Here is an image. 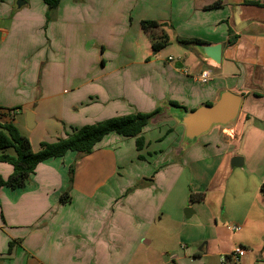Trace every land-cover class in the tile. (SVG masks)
I'll list each match as a JSON object with an SVG mask.
<instances>
[{"label": "crops", "instance_id": "0c3cea01", "mask_svg": "<svg viewBox=\"0 0 264 264\" xmlns=\"http://www.w3.org/2000/svg\"><path fill=\"white\" fill-rule=\"evenodd\" d=\"M16 1L0 0V123L27 130L30 111L34 127L25 136L33 152L70 128L166 102L194 110L227 90L241 107L232 126L212 127L188 148L174 120L145 126L140 151L135 138L108 134L78 159L66 203L59 196L74 152L39 163L21 189L1 187L0 264H218L233 247L244 249L234 264L250 247L264 257L242 234L226 244L217 233L221 220L238 222L240 233L264 214V0H60L48 23L42 0ZM216 1L220 7L206 9ZM143 20L165 24L152 34L165 32L173 44L152 53ZM177 37L221 44L220 64L178 46ZM165 137L168 146L150 148ZM141 153L149 162L121 173ZM234 157L242 169L232 170ZM11 172L0 163L2 178ZM190 194L202 198L191 202Z\"/></svg>", "mask_w": 264, "mask_h": 264}, {"label": "trees", "instance_id": "16d2710c", "mask_svg": "<svg viewBox=\"0 0 264 264\" xmlns=\"http://www.w3.org/2000/svg\"><path fill=\"white\" fill-rule=\"evenodd\" d=\"M46 6L45 23L54 19L55 10L60 0H42ZM250 5H258L254 2H246ZM220 1H216L206 9L220 7ZM142 31L148 35L151 41L152 53H157L169 44V38L165 32L155 36L153 30L163 29L165 24L152 20L140 22ZM228 35H231L228 30ZM234 40L228 39V45H232ZM175 43L183 49H190L192 45L202 44L197 39L175 38ZM178 106L173 102H169ZM206 105H210L207 103ZM161 106L156 107L151 112H133L128 115L116 116L93 124L84 125L80 128H70L65 132L64 137L58 138L55 142H41L39 150L33 152L28 138L22 134L19 128L12 122L0 123V163L8 164L12 167V172L7 178L0 176V188L6 187L11 190L21 189L25 186L31 174L34 173L37 165L51 158H61L67 152H74L77 155L76 161L68 168V187L66 192L59 198L60 203L70 200L68 191L72 183L75 164L78 159L89 155L95 145L110 133H115L124 138H135V148L140 151L144 146L142 130L153 118L162 113ZM190 201H199L202 197L199 194H190ZM13 242L8 243V252L11 251Z\"/></svg>", "mask_w": 264, "mask_h": 264}, {"label": "water", "instance_id": "95a60500", "mask_svg": "<svg viewBox=\"0 0 264 264\" xmlns=\"http://www.w3.org/2000/svg\"><path fill=\"white\" fill-rule=\"evenodd\" d=\"M23 2L18 1L17 7ZM1 35V33H0ZM203 57L204 61L210 62L216 66L221 61V44H195L192 45ZM162 113L153 119L157 120H174L178 125L183 127L182 146L188 148L196 144L199 139L207 134L212 127H229L232 126L238 116L241 107V97L230 91L222 90L217 94L216 99L210 105L201 104L194 110H188L182 106H174L169 102L161 105ZM26 129L31 130L34 127L33 115L30 111H25ZM152 119V120H153ZM151 120V121H152ZM243 163L242 158H232L230 165L240 167ZM192 211L189 208L184 210L185 217L187 212Z\"/></svg>", "mask_w": 264, "mask_h": 264}, {"label": "rangeland", "instance_id": "374dc122", "mask_svg": "<svg viewBox=\"0 0 264 264\" xmlns=\"http://www.w3.org/2000/svg\"><path fill=\"white\" fill-rule=\"evenodd\" d=\"M17 2H18V0L16 1V7H17ZM20 2H22V1H20ZM169 41H170V39H169ZM27 42L33 43L34 41L30 38V41H27ZM173 42L175 43V41H173ZM23 44L24 45H27V43L25 41H23ZM172 44H173L172 42L169 43V45H172ZM35 46H36V44H35ZM167 52L168 53H171L172 52V49H170V48L167 49ZM25 68H27V66ZM28 71L29 70H26V72H28ZM29 77H27V80L33 78L32 74ZM26 92L27 93L29 92V88L26 89ZM166 126H167L166 124H165V126H164V124H162V125H160L158 127H159V129L162 128L160 131L163 132ZM19 129L21 130V132L24 135H26V134L29 133V131L25 130L22 127V125L19 126ZM42 129H43V125H40L39 127H37V128L34 129V130H36L34 132H36V134H38L39 132H41ZM163 134H164V132H163ZM166 136H168V135H166ZM165 139H167V137H165ZM170 139H171V137L168 138L166 141H164V143H162V144H161V142H157V143L152 142L150 148L151 149L165 148L166 146H168V143H169ZM204 139H205V137L202 139V141ZM156 153L158 154V152H156ZM157 154L151 153V157L154 158L155 155H157ZM130 155L131 154H129L128 156H130ZM246 155L248 157V152H247ZM138 156L141 157L140 158L141 161H139V160L136 161L135 158H134V159H132V162H130L129 158H127V160L124 162V164L123 163L121 164V166H122L121 173L122 172H127V173L128 172H130V173L132 172V173H135V172L139 171V166L142 165V163H140V162H143V161L144 162H149V158H148V156H146V154L141 153V155H138ZM157 156H159V155H157ZM160 165L161 164H159V165L158 164H155L153 166L156 169H158V166H160ZM240 168L242 169L243 167H240ZM240 168L234 167L232 170L236 171V170H238ZM151 170H152V168H151ZM204 170L207 171L208 173H210V171L213 170V166H208ZM59 198H60V196H59ZM244 204H246V207L251 206V204H252V198H249L247 200V202H245ZM234 223L235 224H238V222H236L234 220H231V219L228 220V221H223V222H222V220L220 221L219 226H222V228L219 229L217 233H218V235H220L222 237V241L224 240L226 242V244H229V242H236L237 243V241L239 240L240 234H242L243 237L247 238V241L250 244H254L257 247H260V248L263 247L264 248V214H260L259 217H255L254 221L250 223L251 224V228L247 227V228H245L240 233L237 232V233L233 234V233L227 231V229L225 228L226 225H233ZM242 228H243V226H242ZM236 246H237V244H236ZM249 249L251 250V252L253 251L252 254L245 255L243 257V259H242L241 264H253V263H257L258 264L261 261H263V258L264 257H262L260 254H257L256 253V251H257L256 248L250 247Z\"/></svg>", "mask_w": 264, "mask_h": 264}, {"label": "built area", "instance_id": "2783aa9c", "mask_svg": "<svg viewBox=\"0 0 264 264\" xmlns=\"http://www.w3.org/2000/svg\"><path fill=\"white\" fill-rule=\"evenodd\" d=\"M171 58H168L170 60ZM198 81L200 83H207L209 81V74L207 71L201 72L198 76ZM2 112H0V117L2 116ZM225 228L231 232L236 233L241 230L239 225H226ZM244 253V249L241 247H234L228 254L225 256H221L219 258L218 264H234L238 261L239 256H241ZM256 264V263H253Z\"/></svg>", "mask_w": 264, "mask_h": 264}]
</instances>
